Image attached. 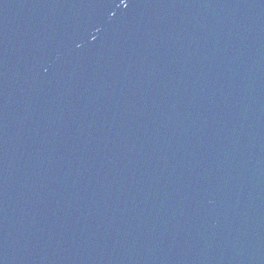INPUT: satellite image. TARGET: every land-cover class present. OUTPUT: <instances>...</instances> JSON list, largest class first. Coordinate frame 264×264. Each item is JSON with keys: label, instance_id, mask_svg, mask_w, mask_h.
<instances>
[{"label": "water", "instance_id": "1", "mask_svg": "<svg viewBox=\"0 0 264 264\" xmlns=\"http://www.w3.org/2000/svg\"><path fill=\"white\" fill-rule=\"evenodd\" d=\"M0 264H264V0H0Z\"/></svg>", "mask_w": 264, "mask_h": 264}]
</instances>
